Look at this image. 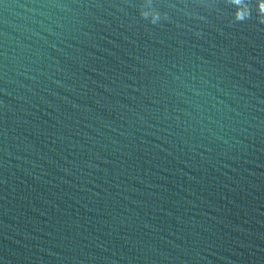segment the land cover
<instances>
[{"label":"water","instance_id":"95a60500","mask_svg":"<svg viewBox=\"0 0 264 264\" xmlns=\"http://www.w3.org/2000/svg\"><path fill=\"white\" fill-rule=\"evenodd\" d=\"M0 264H237L147 0H0Z\"/></svg>","mask_w":264,"mask_h":264}]
</instances>
